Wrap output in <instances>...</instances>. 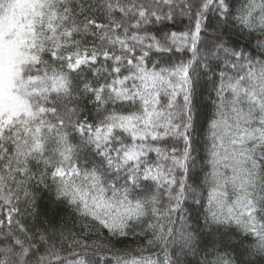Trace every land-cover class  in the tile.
<instances>
[{"label":"snow or ice","instance_id":"6c2138e0","mask_svg":"<svg viewBox=\"0 0 264 264\" xmlns=\"http://www.w3.org/2000/svg\"><path fill=\"white\" fill-rule=\"evenodd\" d=\"M0 264H264V0H0Z\"/></svg>","mask_w":264,"mask_h":264}]
</instances>
